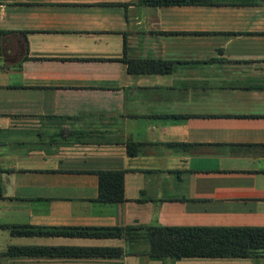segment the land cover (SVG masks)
I'll list each match as a JSON object with an SVG mask.
<instances>
[{
  "label": "crops",
  "instance_id": "0c3cea01",
  "mask_svg": "<svg viewBox=\"0 0 264 264\" xmlns=\"http://www.w3.org/2000/svg\"><path fill=\"white\" fill-rule=\"evenodd\" d=\"M154 224L264 227V2L0 0V264H264L147 259Z\"/></svg>",
  "mask_w": 264,
  "mask_h": 264
},
{
  "label": "trees",
  "instance_id": "16d2710c",
  "mask_svg": "<svg viewBox=\"0 0 264 264\" xmlns=\"http://www.w3.org/2000/svg\"><path fill=\"white\" fill-rule=\"evenodd\" d=\"M230 0H137L145 5H209ZM241 2H264V0H238ZM127 71L145 74H167L171 62L158 59H128L124 61ZM98 198L103 203H117L122 198V172L97 171ZM116 228L114 235H120ZM123 231L145 235L147 259H179L183 257H253L264 252V227L256 226H150L126 227Z\"/></svg>",
  "mask_w": 264,
  "mask_h": 264
}]
</instances>
